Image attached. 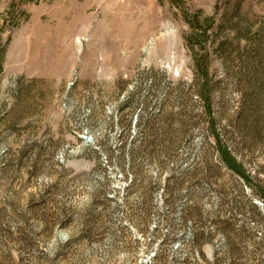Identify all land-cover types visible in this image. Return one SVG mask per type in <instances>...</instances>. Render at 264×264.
Segmentation results:
<instances>
[{"label":"rangeland","instance_id":"1","mask_svg":"<svg viewBox=\"0 0 264 264\" xmlns=\"http://www.w3.org/2000/svg\"><path fill=\"white\" fill-rule=\"evenodd\" d=\"M0 264H264V0H0Z\"/></svg>","mask_w":264,"mask_h":264},{"label":"trees","instance_id":"2","mask_svg":"<svg viewBox=\"0 0 264 264\" xmlns=\"http://www.w3.org/2000/svg\"><path fill=\"white\" fill-rule=\"evenodd\" d=\"M203 97L206 102L205 112L208 115L209 128L215 141V150L219 156L220 161L224 164L227 169L241 177L243 180L248 181L249 176L246 173L243 162L236 156L235 152L232 150L231 146L227 142L226 134L217 127L216 120L214 119L213 112L211 110L209 96L205 94L203 95ZM256 113H258L257 110L249 111L248 109V111H246L244 109H240L236 114L237 117L234 120L235 125L233 123L232 126H234L241 133L242 130H244V132L246 130L245 124H250V126L251 124H253L254 126H251V132L256 135L259 131L255 126V122L251 121L252 119L257 120L258 116ZM149 121L150 119L147 120V123H145L143 132H148L151 129V127L149 126ZM139 143L140 144L135 148H131V159H134L136 155L141 153L143 149L147 147L146 141H140Z\"/></svg>","mask_w":264,"mask_h":264},{"label":"bare ground","instance_id":"3","mask_svg":"<svg viewBox=\"0 0 264 264\" xmlns=\"http://www.w3.org/2000/svg\"><path fill=\"white\" fill-rule=\"evenodd\" d=\"M128 10V9H127ZM138 9H136L135 8V12L133 13V12H130V11H127L126 13L124 12V15L126 16V17H133L134 15L135 16H138L139 15V13H138ZM139 18H140V16H138ZM123 41H125V42H127L128 40L125 38V39H123ZM144 40H142V39H140V40H138L135 44H141L142 42H143ZM131 43V42H130Z\"/></svg>","mask_w":264,"mask_h":264}]
</instances>
